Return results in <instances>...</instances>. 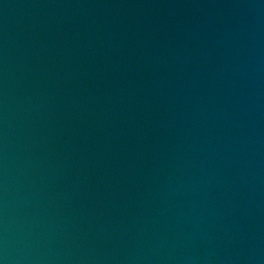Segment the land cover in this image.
Returning <instances> with one entry per match:
<instances>
[{
	"label": "water",
	"instance_id": "95a60500",
	"mask_svg": "<svg viewBox=\"0 0 264 264\" xmlns=\"http://www.w3.org/2000/svg\"><path fill=\"white\" fill-rule=\"evenodd\" d=\"M0 264H264V0H0Z\"/></svg>",
	"mask_w": 264,
	"mask_h": 264
}]
</instances>
